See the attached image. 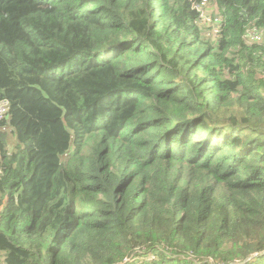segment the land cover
Returning a JSON list of instances; mask_svg holds the SVG:
<instances>
[{"label":"trees","instance_id":"trees-1","mask_svg":"<svg viewBox=\"0 0 264 264\" xmlns=\"http://www.w3.org/2000/svg\"><path fill=\"white\" fill-rule=\"evenodd\" d=\"M199 1L0 0V264H264V0Z\"/></svg>","mask_w":264,"mask_h":264},{"label":"built area","instance_id":"built-area-1","mask_svg":"<svg viewBox=\"0 0 264 264\" xmlns=\"http://www.w3.org/2000/svg\"><path fill=\"white\" fill-rule=\"evenodd\" d=\"M206 5H208V0H200L199 2H196L193 4L194 9L199 13V17L201 18V20L203 21L204 17L206 18V20H209V18H207L204 14V8L206 7ZM217 17V16H216ZM217 19L219 20V18L217 17ZM214 32L217 35L219 32L218 26L216 25L214 28ZM262 33L260 30L255 29V28H250L249 30H247V33L245 35V41L247 43H256L261 41L262 39ZM9 107V102L7 99H0V121L5 117L7 110ZM0 159H1V153H0ZM2 174V168L0 165V176ZM7 200L4 199L3 201L0 202V212H3L5 206H6Z\"/></svg>","mask_w":264,"mask_h":264},{"label":"rangeland","instance_id":"rangeland-1","mask_svg":"<svg viewBox=\"0 0 264 264\" xmlns=\"http://www.w3.org/2000/svg\"><path fill=\"white\" fill-rule=\"evenodd\" d=\"M214 10H216V9H215V7L213 8V5L211 3L206 5V7L204 8V14L207 18H209V20H206L205 17L203 19L202 26L204 27L203 28V34L204 35H210V33H212V35L216 36V34L214 32L215 24L212 22V20H213L214 16L218 15V12L216 13ZM208 26H210V31L207 30ZM262 40H263V38L261 39V41ZM261 41H259L258 43H260ZM235 263H237V262H235Z\"/></svg>","mask_w":264,"mask_h":264},{"label":"water","instance_id":"water-1","mask_svg":"<svg viewBox=\"0 0 264 264\" xmlns=\"http://www.w3.org/2000/svg\"><path fill=\"white\" fill-rule=\"evenodd\" d=\"M262 253H264V252H262ZM258 255H260V254L255 253V254H252L250 257L246 258V259H245L243 262H241V263H239V262H237V263L233 262V263H231V264H242V263H244V262H246V261L252 259L253 257L258 256Z\"/></svg>","mask_w":264,"mask_h":264}]
</instances>
